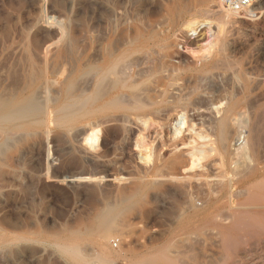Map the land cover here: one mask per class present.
Segmentation results:
<instances>
[{
	"label": "rangeland",
	"instance_id": "obj_1",
	"mask_svg": "<svg viewBox=\"0 0 264 264\" xmlns=\"http://www.w3.org/2000/svg\"><path fill=\"white\" fill-rule=\"evenodd\" d=\"M253 9L221 32L220 0H0V118L14 114L0 121V264H76L56 248L75 233L92 264L99 243L113 254L103 264H264L263 228L239 234L229 260L210 217L235 210L236 184L264 170V0ZM135 32L152 42L136 84L166 83L168 100L150 113L108 105L115 94L93 105L92 68Z\"/></svg>",
	"mask_w": 264,
	"mask_h": 264
},
{
	"label": "bare ground",
	"instance_id": "obj_2",
	"mask_svg": "<svg viewBox=\"0 0 264 264\" xmlns=\"http://www.w3.org/2000/svg\"><path fill=\"white\" fill-rule=\"evenodd\" d=\"M257 1L258 0H256V2H255V4L257 3ZM254 8V6L252 7V8H250L248 11H247V13H248V16H250V17H254V15H255V9H253ZM223 10H225V9H223ZM222 11V10H221ZM238 15H240V14H238V13H236V12H231V11H228V10H225V13H224V15H223V17H221L220 19V23H221V25H220V28H221V32H223V30H224V28H225V26L226 25H228L229 23H231V22H235V18H237V16ZM234 16H236L235 18H234ZM256 16V15H255ZM256 18V17H255ZM242 19V18H241ZM194 21V20H193ZM191 22V21H190ZM44 23V22H43ZM52 23V22H51ZM47 24V23H46ZM45 24V25H46ZM50 24V23H49ZM44 25V24H43ZM51 25V24H50ZM53 25V24H52ZM194 25V22H193V24H191L190 26L192 27ZM61 26V25H60ZM219 26V25H218ZM48 27V26H47ZM227 27V26H226ZM219 28V27H218ZM62 29V28H61ZM219 30V29H218ZM62 31V30H61ZM220 32V31H219ZM63 33H64V31H63ZM112 33V32H111ZM109 34H110V32H109ZM113 34V33H112ZM111 34V35H112ZM221 34V33H220ZM105 35V34H104ZM107 36V38H108V34L106 35ZM153 37V36H152ZM95 38V37H94ZM106 38V39H107ZM105 39V38H104ZM96 40V39H95ZM151 40V37H146V36H144L143 34H141L140 32H135L134 34H133V36H131V38H130V41H129V44H128V46L126 47V49H124V51H121L119 54L117 53V55H116V53H115V55L116 56H114V55H111V53H109V54H106L105 56H104V53H103V58H101V60H102V63H101V65H100V67H98V68H96L97 66H95V67H93L92 69V72L93 71H96V72H94V74L97 76H95L96 78H95V80H94V86L96 87V88H99V89H97V90H100L101 89V91H100V94H99V92H97V90H96V92L95 91H93V92H91L92 94H91V97L90 96H88V97H90L91 98V100L92 101H90V102H93L94 104L93 105H95L96 103H97V101L102 97H106V96H109V95H111V94H115L116 95V97H114V99H111L112 101L110 102V103H107L108 105L110 104L112 107H114L115 108V106H117L118 107V105H119V107H120V105H123L124 106V108L126 109V110H128V111H132V112H140V113H150V112H152V111H156V110H159V109H161L162 107H163V105H164V103L166 102V99L168 100V91H169V89H170V85H168L167 86V84L166 83H164L162 86H159V85H153V86H147V87H142V86H140V85H138V84H141L140 82L138 83V84H136L137 83V80L138 79H142L143 78V75H142V72H137V68L139 67V66H137V65H140L139 64V62L137 63V60H138V58L140 59V53H142L143 51H145V50H147L149 47H150V41ZM106 41V40H105ZM108 41V40H107ZM163 41V40H162ZM97 42V41H96ZM156 42V41H155ZM94 43V42H93ZM102 43V42H101ZM100 43V44H101ZM114 43H115V41H114ZM162 43V42H161ZM99 44V45H100ZM125 44V43H124ZM151 44H152V42H151ZM216 44V43H215ZM214 44V45H215ZM221 44H222V42H221ZM220 44V45H221ZM93 45V44H92ZM98 44H96L95 45V47L96 46H99ZM103 45V44H102ZM106 45H109V44H106ZM111 45V44H110ZM115 45V44H114ZM114 45H113V47H114ZM120 45V44H119ZM116 46V45H115ZM123 45H120V47H122ZM152 46V45H151ZM155 46H157L156 44H155ZM213 46V45H212ZM100 47V46H99ZM124 47V46H123ZM122 47V48H123ZM224 47V46H223ZM226 47V46H225ZM50 48V47H49ZM49 48H47L46 49V54H47V50L49 49ZM97 48V47H96ZM115 48V47H114ZM154 48V47H153ZM220 48V47H219ZM98 49H101V48H98ZM106 49V48H105ZM120 49V48H119ZM210 49V48H209ZM211 49H212V47H211ZM214 49V48H213ZM109 50V49H108ZM115 50V49H114ZM113 50V51H114ZM117 50L118 49H116V52H117ZM151 50V49H150ZM149 50V51H150ZM222 50V49H221ZM49 51H50V49H49ZM48 51V52H49ZM95 51H96V49H95ZM105 51V50H104ZM210 51V50H209ZM212 51H214V50H212ZM97 52V51H96ZM99 52V51H98ZM115 52V51H114ZM113 52V53H114ZM147 52V51H146ZM49 54V53H48ZM95 54H97V53H95ZM145 54V53H144ZM148 54V53H147ZM139 55V56H138ZM150 55V57H149V60H144L143 62V64H145L146 65V67H147V70L150 68V70H152V71H154V72H156L155 70H156V59L154 60L153 59V57H155L154 55L155 54H149ZM44 56H45V54H44ZM94 56V55H93ZM92 56V57H93ZM95 56H97V55H95ZM95 56H94V58H95ZM137 56H138V58H137ZM211 56V55H210ZM97 58V57H96ZM153 59V60H150V59ZM224 58V57H223ZM145 59V58H144ZM147 59V58H146ZM95 60H98V58L97 59H95ZM93 61V60H92ZM146 61V62H145ZM99 62V61H98ZM142 62V61H141ZM94 65H96V64H94ZM92 66V65H91ZM90 66V67H91ZM142 66H144V65H142ZM221 66V65H220ZM89 68V67H88ZM215 68V67H214ZM143 69V68H142ZM142 69H141V67H140V70L142 71ZM66 70V69H65ZM62 71H64V70H62L61 69V72ZM128 71V72H127ZM144 71V70H143ZM146 71V70H145ZM149 71V70H148ZM171 71V70H170ZM215 71V70H214ZM89 72V71H88ZM90 72H91V69H90ZM126 72V73H125ZM147 72V71H146ZM145 72V73H146ZM168 72V71H167ZM65 73V72H64ZM63 73V74H64ZM150 73V72H149ZM176 73V72H175ZM58 74H60V73H58ZM62 74V75H63ZM91 74V73H90ZM151 74V73H150ZM65 75V74H64ZM144 76H146V74L144 75ZM176 76V75H175ZM148 77V76H147ZM60 78V77H59ZM46 80V79H45ZM92 79L90 78V82H92L91 81ZM150 80V79H149ZM47 81V80H46ZM58 81V80H57ZM146 81V80H145ZM148 81V80H147ZM147 81H146V83H144L145 85L147 84ZM48 82V81H47ZM56 82V81H55ZM58 83V82H57ZM150 83V82H149ZM46 84V83H45ZM59 84H60V82H59ZM91 84V83H90ZM144 85V86H145ZM60 86V85H59ZM93 86V87H94ZM175 86V85H174ZM177 86V85H176ZM45 88H46V86H45ZM44 88V89H45ZM53 88V87H52ZM47 89V88H46ZM172 89V88H171ZM49 90V89H48ZM174 90V89H173ZM50 91H51V89H50ZM53 91V90H52ZM175 93H174V91H173V95L174 96H176L175 94L177 93V95L179 96V89H176L175 88ZM181 91V90H180ZM39 92V91H38ZM44 92H46L45 90H44ZM43 92V93H44ZM182 92V91H181ZM180 92V93H181ZM40 93V92H39ZM171 94V93H170ZM114 95V96H115ZM113 98V97H112ZM88 99V98H87ZM87 99H85V102L87 101ZM171 99V98H170ZM107 100V99H106ZM173 100V99H172ZM108 101V100H107ZM174 101V100H173ZM172 101V102H173ZM100 102V101H99ZM98 102V103H99ZM104 102V101H103ZM169 102V101H168ZM70 103H72V102H70ZM78 103H81V102H78ZM106 103V102H105ZM89 104V103H88ZM87 104V105H88ZM101 104V103H100ZM106 104V105H107ZM171 104V103H170ZM92 105V106H93ZM84 106H85V104H84ZM89 106V105H88ZM103 106V105H102ZM101 106V107H102ZM166 106V105H165ZM217 107H218V105H216ZM222 106V105H221ZM35 107L36 106H34V105H32V106H30L29 108L31 109L32 108V110H34L35 109ZM91 107V106H90ZM104 107H105V105H104ZM108 107V106H107ZM122 107V106H121ZM212 107H213V105H212ZM98 108V107H97ZM216 108V107H215ZM214 107H213V109H215ZM220 108V107H219ZM231 108V107H230ZM236 108V107H235ZM104 109V108H103ZM105 109H107V108H105ZM110 109V108H109ZM109 109H107V110H109ZM123 109V108H122ZM172 109V108H171ZM212 109V108H211ZM221 109V108H220ZM91 110V109H90ZM94 110V109H93ZM99 110V109H98ZM209 110V109H208ZM97 110H95V112H96ZM101 111V110H100ZM103 111V110H102ZM205 111V110H204ZM210 111V110H209ZM235 111V110H234ZM92 112H94V111H92ZM231 112H232V110H231ZM97 113V112H96ZM161 113V112H160ZM233 116V115H232ZM145 117V116H144ZM14 118V114H9V115H5V116H3V117H1L0 118V121L2 122V123H6V124H8V123H10L11 121H12V119ZM231 119V118H230ZM229 119V120H230ZM235 120V119H234ZM228 121V120H227ZM225 122H226V120H225ZM225 122H222V125H224V126H222L221 125V127H223V129H224V127H227L228 125V122L226 123V125L225 124H223V123H225ZM143 123V122H142ZM143 124H147L146 122L145 123H143ZM184 125H186L185 124V122L183 123V125L182 126H184ZM144 129H146L145 127H144ZM221 130H222V128H221ZM220 130V131H221ZM87 131V130H86ZM223 131V130H222ZM93 132V131H92ZM95 132V131H94ZM96 132H98V131H96ZM94 133V135H92L91 137L92 138H94L93 139V141H96V140H98L97 139V135H98V133ZM223 134H224V132H223ZM205 145V144H204ZM204 145H202V146H204ZM241 145V144H240ZM239 145V146H240ZM206 146V145H205ZM240 148H243V147H240ZM206 150V147H204V151ZM194 152L195 151H192V153L191 154H194ZM190 154V153H189ZM190 154V155H191ZM189 155V156H190ZM195 155V154H194ZM193 156V155H192ZM191 156V160H193L192 158L194 157H192ZM194 159H195V157H194ZM194 163H195V161H194ZM194 163H193V166H196L197 167V164L196 165H194ZM193 166L192 165H190V167L191 168H193ZM189 167V168H190ZM196 169V168H195ZM187 170V169H186ZM189 170V169H188ZM187 170V171H188ZM193 170V169H192ZM186 172V171H185ZM253 172V171H252ZM247 176V175H246ZM237 186H238V188L240 189V190H242L243 192H245L246 194V197H244V200L243 201H241V199H240V203H239V206L235 209V210H233V211H231L230 213H229V211H228V215L227 214H225V216L227 217H225L226 218V220L228 221L229 220V225L228 226H226V227H224V226H222V224H220V218L218 219V216H217V214H216V212H212L211 213V215H210V217H211V219H213L214 221H215V223H216V227L219 229V231H220V241H221V244H222V247H223V249L222 250H224V252H225V257L227 258V259H229V260H233L234 259V257H233V255L232 254H235V252L238 250V247H242L243 245H245L244 243H243V245L242 246H238L239 245V242H238V240H240V242H242V239H238L237 240V237H239L238 235L239 234H241V233H244V232H248L249 234H250V232H252V231H254L255 229L256 230H260V228H263L264 229V170H258V171H256V172H254V173H252V174H250V175H248L246 178H244L243 180H241V181H239L237 184H236ZM142 192V191H141ZM141 192H140V194H141ZM225 195V194H224ZM141 197H143V196H141ZM221 198V197H220ZM132 199V198H131ZM134 200V199H133ZM218 200V199H217ZM124 202V201H123ZM201 202V201H200ZM213 202V201H212ZM216 202V201H215ZM222 202V201H221ZM220 202V203H221ZM224 202H225V200H224ZM224 202H222V206L226 203H224ZM125 203V202H124ZM214 203V202H213ZM224 203V204H223ZM229 203V202H228ZM126 204V203H125ZM130 204V203H129ZM200 204V203H199ZM198 203L196 204L197 205V207L198 206H200ZM131 205V204H130ZM193 205V204H192ZM204 205V204H203ZM217 205V204H216ZM228 205V204H227ZM202 206V205H201ZM212 206V205H211ZM225 206V205H224ZM117 207V206H116ZM193 207V206H192ZM196 207V206H195ZM196 207V208H197ZM128 208H129V205H128ZM221 209V208H220ZM219 209V210H220ZM119 210V209H118ZM212 210H214L213 208H212ZM116 211V210H115ZM215 211V210H214ZM222 214H224V212H223V209H222ZM210 213V212H209ZM226 213H227V211H226ZM115 214V213H114ZM114 214L113 213H110V214H106L105 215V217H102V219H101V222H100V224L101 225H103V228L105 227L106 228V230L107 229H111L112 227H109V226H111L112 224H113V218H114ZM221 214V213H220ZM220 214H219V216H220ZM104 216V215H103ZM223 217H224V215H223ZM225 218H221V220L222 219H224L225 220ZM223 220V221H224ZM226 220H225V223H226ZM112 222V223H111ZM211 223H213V222H211ZM214 223V224H215ZM221 223H223L222 221H221ZM111 224V225H110ZM211 225H213V224H211ZM210 225V226H211ZM226 225V224H225ZM99 226V225H98ZM97 227V226H96ZM98 228H100L101 229V227L99 226ZM105 230H103V232H104ZM108 231V230H107ZM111 231V230H110ZM109 231V232H110ZM261 231H262V229H261ZM108 232V233H109ZM112 232V231H111ZM110 232V233H111ZM263 232V231H262ZM105 233H106V231H105ZM109 233V234H110ZM247 233V234H248ZM79 234H81V233H79ZM89 234H91V233H89ZM103 234V233H102ZM256 234H259V233H255V235ZM261 234V233H260ZM85 235V234H84ZM103 235H107V233L106 234H103ZM246 235V234H245ZM89 236H91V235H89ZM100 236H102V235H100ZM108 236V235H107ZM249 237V239L251 238L250 237V235H248ZM253 236V235H252ZM86 237H88V235L86 236ZM109 237V236H108ZM108 237H104L103 236V238H108ZM255 237V236H254ZM253 237V238H254ZM259 237H261V236H259ZM259 237H257V238H259ZM63 239V238H62ZM100 239V238H99ZM102 239V238H101ZM260 239V238H259ZM61 240V239H60ZM251 240V239H250ZM260 240H262V239H260ZM56 241V240H55ZM54 241V242H55ZM58 241V240H57ZM62 241V240H61ZM264 241V240H263ZM9 242V241H8ZM83 242V241H82ZM81 242V239L79 238V236H78V234H74V235H72V237H70L69 239H66V241H65V238H64V241H62V242H59L58 244L57 243H55V244H57L56 245V248H58L59 249V251L63 254V256L65 255L67 258H69V259H71L72 261H74V262H76V264H92L91 262H89L91 259H89L88 260V258L87 257H85L84 256V252H82V250H84V249H81V247H80V244L82 243ZM105 242V241H104ZM5 243H6V241H5ZM84 243V242H83ZM106 243H108V241L106 242ZM245 243H246V240H245ZM249 243V242H248ZM98 245V244H97ZM247 245V244H246ZM256 246H257V243L255 244ZM261 245V244H260ZM254 246V245H253ZM252 246V247H253ZM96 247H99L100 248V256H101V262H99L100 260L99 259H97L98 260V262L100 263V264H103L104 263V261L105 260H107L108 258H110L112 255H111V253L109 252V250H108V248L106 249V247L104 246V244L103 243H99V246H96ZM245 247H247V246H245ZM261 247V246H260ZM152 248V247H151ZM151 248L149 249V250H151ZM154 248V247H153ZM156 248V247H155ZM154 248V249H155ZM248 249H249V247H247ZM57 249V250H58ZM157 249V248H156ZM158 249H160V247H158ZM158 249H157V252H158ZM161 249H162V247H161ZM166 249V248H165ZM252 250V249H251ZM256 250V249H255ZM258 250V249H257ZM163 251V250H162ZM111 252H113L112 250H111ZM154 252V251H153ZM156 252V253H157ZM241 252V251H240ZM84 253V254H83ZM145 253H146V251H145ZM144 253V254H145ZM151 253V252H150ZM163 253V252H162ZM246 253V252H245ZM253 253V252H252ZM143 254V253H142ZM148 254V253H147ZM153 254V253H152ZM158 254H159V252H158ZM238 254V253H237ZM241 254V253H240ZM244 254V253H243ZM222 254H220V256H221ZM239 255V254H238ZM246 255V254H245ZM244 255V256H245ZM251 255V254H250ZM137 256V255H136ZM141 256V255H140ZM160 256V255H159ZM244 256H242V257H244ZM247 256V255H246ZM245 256V257H246ZM158 256H157V254H155V255H150V256H148V255H144L143 257H131V259H129V260H126V262L125 263H127V264H148V262H150V261H152V263L154 262L153 260H155L156 258H157ZM130 258V257H129ZM223 257H221V259H219V260H222V262H223V260H225L224 258L222 259ZM241 258V257H240ZM168 259V258H167ZM227 259H226V261H227ZM110 260H112V259H110ZM110 260H108V261H110ZM114 260V259H113ZM157 260V259H156ZM155 260V261H156ZM160 260V258L158 259V261ZM164 260V259H163ZM169 260V259H168ZM228 260V261H229ZM92 261V260H91ZM107 261V262H108ZM157 261V262H158ZM162 261V260H161ZM106 262V263H107ZM166 262H168V261H166ZM96 264V262H93V264ZM109 263V262H108ZM110 263H111V261H110ZM109 263V264H110ZM168 263H170V262H168ZM172 263V262H171ZM170 263V264H171ZM215 263V262H214ZM219 263V262H218ZM224 263V262H223ZM247 263H248V261H247ZM154 264V263H153ZM207 264H208V262H207ZM212 264V263H211ZM235 264H237V263H235Z\"/></svg>",
	"mask_w": 264,
	"mask_h": 264
},
{
	"label": "built area",
	"instance_id": "obj_3",
	"mask_svg": "<svg viewBox=\"0 0 264 264\" xmlns=\"http://www.w3.org/2000/svg\"><path fill=\"white\" fill-rule=\"evenodd\" d=\"M256 0H220L223 9L240 14L241 18L248 17L247 11L255 5Z\"/></svg>",
	"mask_w": 264,
	"mask_h": 264
},
{
	"label": "water",
	"instance_id": "obj_4",
	"mask_svg": "<svg viewBox=\"0 0 264 264\" xmlns=\"http://www.w3.org/2000/svg\"><path fill=\"white\" fill-rule=\"evenodd\" d=\"M114 178H115V177H114L113 175H107V176H106V179L109 180V181H110V180H113Z\"/></svg>",
	"mask_w": 264,
	"mask_h": 264
}]
</instances>
